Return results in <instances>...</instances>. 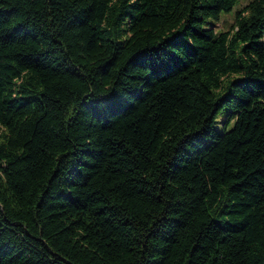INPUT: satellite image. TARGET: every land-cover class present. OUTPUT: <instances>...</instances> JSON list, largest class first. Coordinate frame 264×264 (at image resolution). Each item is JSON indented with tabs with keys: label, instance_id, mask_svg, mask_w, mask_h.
Wrapping results in <instances>:
<instances>
[{
	"label": "trees",
	"instance_id": "obj_1",
	"mask_svg": "<svg viewBox=\"0 0 264 264\" xmlns=\"http://www.w3.org/2000/svg\"><path fill=\"white\" fill-rule=\"evenodd\" d=\"M239 2L0 0V264H264V0L209 24Z\"/></svg>",
	"mask_w": 264,
	"mask_h": 264
},
{
	"label": "rangeland",
	"instance_id": "obj_2",
	"mask_svg": "<svg viewBox=\"0 0 264 264\" xmlns=\"http://www.w3.org/2000/svg\"><path fill=\"white\" fill-rule=\"evenodd\" d=\"M251 0H240V2L236 5L234 8V11H231L229 13L222 12L219 20L210 21V26H213L217 31H225L231 28V26L235 23L236 19V11L242 9L245 5L248 4V2ZM217 128L219 130H222L223 128L220 125H217Z\"/></svg>",
	"mask_w": 264,
	"mask_h": 264
}]
</instances>
